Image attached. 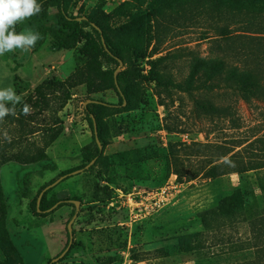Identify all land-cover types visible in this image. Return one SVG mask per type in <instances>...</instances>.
Listing matches in <instances>:
<instances>
[{
    "label": "rangeland",
    "instance_id": "1",
    "mask_svg": "<svg viewBox=\"0 0 264 264\" xmlns=\"http://www.w3.org/2000/svg\"><path fill=\"white\" fill-rule=\"evenodd\" d=\"M156 1L71 0L70 13L97 20L111 44L128 45L133 21L138 19L144 50L130 52L120 71L135 68L145 78L128 108L114 90L89 94L85 83L72 87L74 74L83 66L77 48L50 51L48 37L29 51L17 49L0 56V88L11 86L24 99L38 85L50 84L51 107L37 116L34 125L59 119L63 127L47 149L55 170L16 162L0 169L10 238L25 264H48L68 245L67 227L76 205L59 203L40 216L32 201L41 188L83 165L84 149H95L84 107L89 99L107 104L101 109L102 158L83 172L67 173L49 189L48 197H63L65 192L69 200L78 197L80 202L72 225L73 243L67 256L52 264H222L226 262L222 257L196 252L188 240L197 231L214 237L204 231L198 214L217 205L240 182L248 194L252 192L247 218L264 213L260 189L264 169L250 171L241 180L238 174L218 179L200 175L179 183L170 159L172 146L200 144L203 147L193 153L198 155H189L184 164L201 169L219 157L220 144L264 162V143L248 146L255 138L264 141V0ZM23 23L16 25L17 32L26 30L20 28ZM159 57L166 60L156 69L191 89L167 90L152 80L153 62ZM217 63L222 66L213 72ZM240 76L245 83L260 86L242 91L237 86ZM212 106L228 112L212 114ZM9 134L0 123V142ZM27 139V147L41 144L42 135ZM25 175L30 180L29 196L21 198ZM104 187L110 189L109 196L103 194ZM246 230L243 225L238 231L246 234ZM0 264H19L1 227Z\"/></svg>",
    "mask_w": 264,
    "mask_h": 264
},
{
    "label": "trees",
    "instance_id": "2",
    "mask_svg": "<svg viewBox=\"0 0 264 264\" xmlns=\"http://www.w3.org/2000/svg\"><path fill=\"white\" fill-rule=\"evenodd\" d=\"M38 2L42 4L41 13L26 20L21 24L20 28L31 29L42 35L43 38L36 43L37 47L41 46L49 37L50 43L48 49L50 51L58 52L76 48L79 50L80 58L83 60V66L74 74L72 87L85 83L89 94L114 90L121 104L126 103V108L130 107L136 95L137 85L141 80H144L145 76L141 74L140 70L135 68L120 71L116 79L114 73L119 66V61L121 60L123 62L129 56L130 52L139 54L144 50L139 42L140 23L138 19L133 21L131 28L133 36L128 45L121 43L111 44L102 34V27L97 20L90 16H75L70 13L71 0H38ZM165 2L166 0H157L156 4ZM150 6L153 11L156 10L155 3ZM51 8H55L56 12L51 13ZM85 16L87 20H78V18ZM102 37L104 38L105 46L102 42ZM165 60L166 57H159L153 62L154 68L151 70V79L167 90L173 88L187 91L190 87L187 88L182 83H176L170 77H167L164 73L156 69L155 65L161 64ZM221 66V63L214 65L215 70L213 72H216ZM231 74L232 77L236 75L235 72ZM237 82L238 88L240 86L242 91L248 86H260L258 83H245L241 76L240 79H237ZM52 90L53 86L48 83L38 85L32 94L23 99L31 107L29 115H24L22 113L23 105L18 104L16 105V115L5 117L3 123L8 128L10 134L3 142H0V169L8 162H16L25 167L43 164V170L53 171L56 169V165L51 162L47 154V149L63 132L62 123H60L59 119H55L52 123L40 124L39 126L34 125L37 116L51 107V100L49 98H51ZM91 100L99 101L98 103L88 104L85 107L95 138V149L91 150L86 148L82 151L85 163L77 167L76 170L85 169L93 160H96L97 164L102 158V152L99 149L94 133L93 117L97 125L98 140L100 143L104 142V124L101 109L107 104L101 99ZM210 112L221 116L228 112V108L212 106ZM37 134L42 135L41 144L34 143L29 147L24 145V142L28 141V136ZM258 142L264 143L263 138H255L252 142L248 143V146H253ZM201 147L203 146L200 144L172 146L170 151L171 166L177 175L179 183H183L184 180H193L200 175L207 179H218L226 175L238 174L241 180L244 174L250 171L264 169V162H260L259 159H254L251 156L246 158L240 150L235 151L234 148L230 149L220 144L217 145L220 151L217 159L212 157L201 169L185 167L186 164L184 163L188 161V156L198 155L193 153ZM225 157L232 161L235 166L233 167L226 163L223 159ZM67 173L69 172H64L65 175ZM21 184L23 187L20 191V197L27 198L30 187L28 175H25L21 179ZM261 186L260 189L262 190L263 197L264 185L262 184ZM44 188L38 191L32 201L35 214L40 216L47 215L48 211L57 203L64 205L69 200V197L65 196L67 194L65 192L62 193L64 194L63 197H48V193L51 191L48 190L43 194L40 204L37 206L38 197ZM102 192L104 195L109 196L110 189L104 187ZM93 194L97 198L99 191L96 190ZM250 194L242 188V182H240V185H237L229 195L220 199L217 205L201 211L198 214L204 231L214 233V237L208 238V236H203V234L200 235L198 231L188 235V240L194 246L196 252L205 251V256L210 258L222 257L226 261L222 264H264V213L261 216L251 219L247 218L246 213L249 208ZM75 199L78 200L79 198L75 197ZM7 221L8 205L0 179V227L3 229L7 244L13 250L19 264H25L10 238ZM243 225L247 226L246 234L238 231ZM49 263H51V260H49Z\"/></svg>",
    "mask_w": 264,
    "mask_h": 264
},
{
    "label": "clouds",
    "instance_id": "3",
    "mask_svg": "<svg viewBox=\"0 0 264 264\" xmlns=\"http://www.w3.org/2000/svg\"><path fill=\"white\" fill-rule=\"evenodd\" d=\"M42 4L38 0H0V56L17 49L29 51L41 40L42 35L31 29L17 32L16 25L39 15ZM22 104V113L29 115L31 107L23 101V96L11 86L0 88V123L5 117L16 115V105ZM11 105V107H9ZM230 166H235L228 158H223Z\"/></svg>",
    "mask_w": 264,
    "mask_h": 264
},
{
    "label": "water",
    "instance_id": "4",
    "mask_svg": "<svg viewBox=\"0 0 264 264\" xmlns=\"http://www.w3.org/2000/svg\"><path fill=\"white\" fill-rule=\"evenodd\" d=\"M78 20H79V21H81V20H87V17H86V16H85V17H81V18H78ZM97 29L100 31L99 28H97ZM102 42H103V44H104V46H105V41H104V38H103V37H102ZM121 66H122V61L120 60V61H119V67H117V69L115 70V73H114V77H115V79H116L118 73L120 72ZM98 102H99V101H97V100H91V99H90V100H87V101L85 102V104H84V107H87L88 104H91V103H98ZM124 104H125V103H124ZM92 117H93V116H92ZM93 122H94V133H95V136H96L97 143H98V145H99V149L101 150L102 147H101V145H100V141L98 140V136H97V125H96V122H95V120H94V117H93ZM92 162H93V161H92ZM92 162H91V163H92ZM88 167H89V165H87V166L85 167V170L88 169ZM83 171H84L83 169L75 170V171L69 173L68 175L78 174V173L83 172ZM66 176H67V175L62 176L60 179H58V180H56L55 182L51 183L50 185L46 186V187L41 191V193H40V195H39V197H38L37 206H39L43 194H44L46 191H48L49 189L53 188L57 183H59V182H60L63 178H65ZM68 202H71V203L75 204L76 207H77V210H76L74 216L72 217V219L69 221V223H68V227H67V228H68V233H69V243H68L66 249H65V250H64V251H63L58 257L52 259L51 263H49V264L59 262V261H60V260L66 255L67 251L70 249V247H71V245H72V243H73V240H74V235H73V232H72V225H73L74 220H75V219L77 218V216H78V211H79V204H80V202H79L78 200H68ZM58 204H59V203H57L56 205H54L51 209H54ZM51 209H50V210H51ZM50 210H49V211H50Z\"/></svg>",
    "mask_w": 264,
    "mask_h": 264
}]
</instances>
